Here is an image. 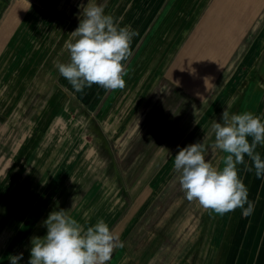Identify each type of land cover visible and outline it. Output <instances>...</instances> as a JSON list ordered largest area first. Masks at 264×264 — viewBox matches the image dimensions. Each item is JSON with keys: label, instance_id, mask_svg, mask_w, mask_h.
<instances>
[{"label": "rangeland", "instance_id": "374dc122", "mask_svg": "<svg viewBox=\"0 0 264 264\" xmlns=\"http://www.w3.org/2000/svg\"><path fill=\"white\" fill-rule=\"evenodd\" d=\"M135 11L138 14L139 7ZM221 19L228 28L231 25L228 33H205L196 42L186 37L167 52L157 50L161 45L158 41L155 50L159 52L139 56L142 66L148 59L155 66V82L150 93L141 95V114L130 119H122L118 110L110 118L108 114L100 117L94 126L83 107L71 112L66 108V120L51 125L45 136L23 147L26 138L17 133L21 128L1 116L11 112L5 111L6 94L0 80V172L9 162L2 153L9 147L18 146L16 153L25 150L21 159L13 158L0 174V184L8 188L0 197L5 200L0 207V247L9 252L4 264H10L11 255L21 254L19 264H28L31 239L45 236L47 229L42 221L53 210L61 209L85 229L103 219L118 235L123 247L114 250L108 264H240L244 249L252 252L257 247L256 235L264 221V189L255 193L259 201L252 199L254 193L247 184L255 185L258 177L247 156L245 162L250 160L253 174L244 164L237 168L249 201L254 203L249 217H244L240 208L218 215L198 202L187 201L173 168L178 151L198 142L203 144L209 163L223 167L220 155L211 147L215 139L211 125L222 121L229 102L230 113L251 112L264 121V0H236L217 20ZM215 23L211 25L215 27ZM186 42L190 52L185 57ZM196 70H204L203 83L195 82ZM147 72H141L140 82L151 78ZM191 86L202 88L199 94L205 97L190 94ZM204 103L206 116L200 113ZM17 115L21 118L22 112ZM24 131L28 139L35 132L32 126ZM16 134V142L9 143L7 140ZM20 139L23 141L18 144ZM256 151L264 158V145H258ZM114 161L120 163L128 182L127 199L122 198L123 185L113 181ZM15 164L16 174L9 176ZM12 184L16 190L13 193ZM96 190L99 194L103 190L109 200L101 198L99 202L94 196ZM128 199H135L131 207L127 206ZM126 206L128 215L120 216ZM33 207L37 212L31 211ZM112 212L117 216H109ZM16 214L21 216L18 226L24 229L12 239L9 224Z\"/></svg>", "mask_w": 264, "mask_h": 264}, {"label": "crops", "instance_id": "0c3cea01", "mask_svg": "<svg viewBox=\"0 0 264 264\" xmlns=\"http://www.w3.org/2000/svg\"><path fill=\"white\" fill-rule=\"evenodd\" d=\"M137 1L94 0L98 6L103 8L106 15L114 18L119 26H131V29L137 33L130 44L132 55L122 62L125 68L123 76L125 87L117 90H105L102 86L93 84L91 87H85L82 92H77L59 74L56 64L69 62L70 55L64 45L70 38V33L78 27L82 12L81 5L86 6L88 0H29L31 9L28 11L24 10L28 7L27 0H0V80L4 84H2L4 88L0 89L6 94L5 111L7 113L11 112L8 115L1 114V116L2 118H4L3 116L7 117V123L13 121L14 127L17 125L21 128L17 133H23L26 138L23 147L29 141L38 140L37 137L42 138L43 135L45 136L46 130L51 125L59 124L63 119L66 120L67 115L63 114L66 108L71 112L77 110L78 106L83 107L86 112L85 115L90 122L94 123V126L99 122L100 117L108 114V118H110L118 110H121L122 119H130L132 116L137 117L142 112L141 95L144 92L150 93L155 82L153 77L156 74L155 66L150 65L149 59L142 66L139 56L143 54L154 55L159 51L167 52L171 48L174 49V47L176 49L186 37L187 41L191 36L192 41L196 42L205 33L213 34L216 32L222 34L228 33L230 29L232 30L231 25H229V29L226 22L223 23L224 19L219 21L217 19L224 16V10L230 9L231 3L236 2V0ZM136 7H139L140 10L138 14L135 11ZM213 22H217L215 27L211 25ZM158 41L161 45L157 47V50H160L156 51L155 42ZM189 45L187 42L184 45L185 57L190 52ZM231 46L233 45L229 47ZM145 70L148 71L147 76L151 78L142 83L140 82V75ZM204 74V70L202 72L196 70L194 75L197 79L195 82L198 84L203 83L205 81V78L202 79ZM194 79V77L191 78V81H194ZM199 79H202V81ZM201 91L202 88L192 89L191 86L188 92L198 98H204L205 95L199 94ZM209 94L207 95L209 96ZM202 105L200 113L203 112L202 114L205 113L206 116L207 104ZM19 110L22 112L21 118L17 115ZM233 114H235L234 111ZM198 116H200L199 113ZM19 118L21 120L14 121V119ZM26 126H32L33 132L37 127L34 134L29 136V139L26 137L27 132L24 131ZM189 127V131H191L193 128L191 125ZM18 137L16 134L14 138L7 141L9 143L16 142ZM32 137L33 139H31ZM17 147H9L7 151L1 154L6 155L9 162L0 174L4 173L13 158L17 160L23 156L21 153L25 150L22 148L19 153H16L19 149ZM249 161L247 160L244 163L246 170H248V167L252 168ZM89 164L95 166V163ZM17 167L15 164L9 170V176L16 174ZM92 167L87 166V168ZM111 167L116 169L113 181L115 183L120 182L119 184L123 185V189H120V191L123 192L122 198L125 199L127 196L126 184L128 182L123 177L120 163L114 161ZM249 173L253 174L252 171H249ZM247 185H249V191L254 193L252 199L256 201L257 198V201H259L260 199L255 193L264 189V177L258 178L255 185H251V182ZM7 190L8 188L4 187V184H0V197ZM10 191L12 193L16 191L15 184L10 186ZM102 191L99 194L98 190L94 195L98 197L99 202L101 198L109 200L107 194L105 192L102 194ZM30 200L33 202V198H30ZM131 200L128 199L127 206L132 205L135 199L132 202ZM4 202L5 200L0 199V207H3ZM127 206L123 207L124 211L120 212V216L128 215ZM108 208L111 211L113 210L112 205ZM36 210L37 208L33 207L31 211L37 212ZM34 212H30V215H34ZM112 215L116 214L112 212L109 216ZM12 218L9 226L10 232H12L11 238L14 239L17 237L15 233L19 229L23 231L24 228L21 225L18 226L21 218L20 214H16ZM261 223L259 233L256 235L258 239L257 247L252 252L244 249L245 253H241L240 264H248L249 258V264H264V221ZM243 236L242 239H244ZM11 241L9 242L10 245ZM8 253L5 247H0V264H4V261L7 260L5 258Z\"/></svg>", "mask_w": 264, "mask_h": 264}, {"label": "clouds", "instance_id": "9594fccd", "mask_svg": "<svg viewBox=\"0 0 264 264\" xmlns=\"http://www.w3.org/2000/svg\"><path fill=\"white\" fill-rule=\"evenodd\" d=\"M27 2L26 11L31 9ZM81 8L79 25L64 45L70 55L69 62L56 64L59 74L77 92L93 84L105 90L123 89L122 62L132 55L130 44L137 33L131 26H119L94 0H88ZM231 107L229 102L222 121L211 125L215 137L211 147L213 153L220 155L223 167L209 163L203 144L198 142L178 151L173 168L179 174L187 201L198 202L203 209L218 215L240 208L242 215L249 217L254 203L249 201L248 189L239 177L237 165L244 164L247 156L255 175L264 177V159L256 151L258 145H264V121L251 112L232 114ZM42 226L47 233L31 239L28 264H108L114 250L123 247V242L103 219L85 229L61 209L50 212ZM21 258L22 254L11 255L10 264H19Z\"/></svg>", "mask_w": 264, "mask_h": 264}]
</instances>
